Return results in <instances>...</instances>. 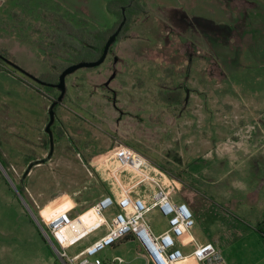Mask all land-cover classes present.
<instances>
[{
	"label": "rangeland",
	"instance_id": "obj_1",
	"mask_svg": "<svg viewBox=\"0 0 264 264\" xmlns=\"http://www.w3.org/2000/svg\"><path fill=\"white\" fill-rule=\"evenodd\" d=\"M109 1L0 0V52L30 76L55 85L60 71L73 63L65 64L72 51L64 48H58L53 58L48 56L53 20L62 16L73 26L110 33L117 19L107 10ZM142 2L145 18L131 17L127 27L133 40L115 42L100 66L66 76V91L51 126L52 155L24 178L30 163L49 154L45 127L59 91L0 65V264H62L16 194L18 184L24 189L22 198L41 220L66 209L75 216L73 204L82 212L108 194L109 180L103 175L107 166L100 162L122 144L169 173L180 171L182 177L192 161L211 153L201 176L207 178L213 169L214 181H203L200 194L219 199L220 191H231L232 215L245 213L237 210L235 198L245 196L249 186L263 187L264 193V180L257 184L259 174L252 165L256 159L264 173V158L242 157L244 151H264V0ZM127 45L135 54L125 60L118 57V49L127 53ZM91 59L78 56L74 62ZM122 69L126 72L120 76ZM163 89L180 90L186 98L183 108L159 103L155 96ZM169 191L176 194L173 188ZM43 210L48 214L42 215ZM116 211L115 207L104 211L108 223ZM147 218L157 231L163 228L154 216ZM209 219L202 215L197 229L203 233L207 227L212 239L216 232ZM98 220L101 224L99 215ZM74 225L72 221L57 233L63 245L80 238L79 228L71 232ZM85 242L67 253L76 254ZM194 248L182 238L183 254ZM243 252L223 255L222 264H264L261 242ZM97 257L148 264L130 237L109 245ZM157 264L166 263L160 259Z\"/></svg>",
	"mask_w": 264,
	"mask_h": 264
},
{
	"label": "built area",
	"instance_id": "obj_2",
	"mask_svg": "<svg viewBox=\"0 0 264 264\" xmlns=\"http://www.w3.org/2000/svg\"><path fill=\"white\" fill-rule=\"evenodd\" d=\"M111 161V179L120 188V195L115 198L111 195L103 196L91 207L95 213L102 217L99 226H106L104 235L74 255H69L67 250L77 241L63 245L57 233L69 226L76 217L68 210H62L51 216L48 221H43L47 236L52 242V248L62 264H124L121 257L112 260H102L97 257L98 253L109 245L130 237L136 242L140 253L145 254L148 264H157L155 258H160L166 264H179L188 257L197 263L222 264L223 259L212 243L194 244V250L185 255L177 246L178 239L190 231L195 224L194 216L185 203H174L170 197V191L158 179L157 175L162 170L153 162L141 155L128 145L122 144L113 149L105 157ZM122 172H129L135 181L131 185L121 186L118 176ZM150 184L156 189V194L150 202L133 196V189ZM115 207L117 211L108 223L104 211ZM158 212L167 221V229L159 234H154L146 220V216L152 210ZM41 225V224H40Z\"/></svg>",
	"mask_w": 264,
	"mask_h": 264
},
{
	"label": "crops",
	"instance_id": "obj_3",
	"mask_svg": "<svg viewBox=\"0 0 264 264\" xmlns=\"http://www.w3.org/2000/svg\"><path fill=\"white\" fill-rule=\"evenodd\" d=\"M139 18L144 19L145 16ZM133 39L134 38L132 37L131 34L128 35L127 39L123 41L127 42ZM126 48L128 49L127 53H125L123 48L118 49V53H119L118 57H122L125 60L132 56L134 57L135 53L133 48L130 45H127ZM125 72L126 71L122 69L118 73V75L121 76V74H125ZM133 149L136 150L135 148ZM225 152L227 153V155L229 154L228 157H231L233 159L236 158L232 152L229 151H225ZM207 156L197 157L195 161H192V163L188 165L187 168H185L183 177L180 171L175 172L174 170L173 173H169L163 167L154 163L157 167H159L162 170L161 174L157 175L159 181L164 186H167L169 190L173 188L176 192V194L170 192V197L172 201L174 203H185L193 213L195 224L190 231V235L186 234L183 237L189 240V242L192 245H194L195 243L196 244L212 243L218 250L219 254L222 256V259L224 258L223 255L244 254L245 252H243V249L248 245H250L251 243L259 244L261 242L262 245L264 246V237H262V234L259 232V230H262L264 232V193L262 194L263 187H259L258 189H252V187L249 186L250 191H248L245 194V196L238 199L235 198L237 210L239 209V211H243L245 213L243 215H238V216L232 215L229 212L231 209L230 202H232L230 198L231 191H225V190L220 191L218 195L221 198L219 199L206 197L200 194L199 188L203 187L204 184L203 181H206L208 179H211L210 182L214 181L212 179L213 176L210 174V173H214L213 169L208 172L209 174L205 175L207 178L201 176V174L206 172L204 170L207 169L206 166L208 165L207 159L211 157V153L210 155ZM255 156H257L259 159L264 158V151L260 149H254L251 151L249 150L244 151L242 154V157H246L249 159ZM100 163H103L105 166H107V169L105 170V172H103V175H105L106 179L109 180V192L108 194L101 195L99 199H101L103 196L106 195H111L114 196L115 198H118L120 195V189H119L120 187L116 185L111 179L112 170L110 168V165L107 164L106 160H103ZM262 163H264V160ZM259 164L260 162H257L256 159L252 162L253 169L256 170L259 174L257 184H259L260 179L264 180V173L261 172V167H259ZM177 173H179L180 178L175 176ZM118 180L122 187L131 185L135 181V179H133V176L129 172L120 173L118 176ZM209 184H213V183H209ZM132 194L135 197H140L142 199H145L146 202H150L153 196L156 194V189L152 185L146 184L133 189ZM200 198L201 200H198ZM63 199H67V197H63ZM216 201H218L219 204H217ZM85 204H86L85 202H80L79 206H85ZM93 204L83 209L82 212L74 207L75 204H73L72 207H70L71 205L70 203L66 204L67 208L70 207V210H73V213L75 214L74 217H76L78 214H81L73 220L75 225L72 227V231H71L77 233L78 228L81 230L80 232L81 238L79 239L78 242L81 244L84 240L86 242L84 245L81 246L80 250L91 244L93 241L104 235L106 232L105 229L104 231H101L102 234H100L101 232L99 234H94L97 232L96 230L102 228L103 226L102 227L99 226L100 221L98 220V215L91 208ZM66 207L61 209L57 208L54 210L59 211L62 209H66ZM44 214L47 215L48 212H46V210H43L42 215ZM149 215L154 216L157 221L159 220L164 224L163 228L160 231H157L150 225L149 218H147ZM202 215L204 217H209L210 219L211 218L215 219L213 221H210L209 219L211 228H213L216 232L215 236L212 239H208L209 237H211V234L209 233L207 227H205L206 232L203 233L197 229V222L200 221ZM146 220L148 222L151 231L154 234H159L163 232L165 229H167V221L163 216H161L158 210L154 209L150 213H148L146 216ZM182 238L178 239L177 241V246L180 250H181ZM78 242H76L77 244L75 243L70 248L78 245L79 244ZM190 253L191 252L186 253L185 255H189ZM187 259H192V258L188 257ZM192 260L195 262V264H201V263H197L194 259Z\"/></svg>",
	"mask_w": 264,
	"mask_h": 264
},
{
	"label": "trees",
	"instance_id": "obj_4",
	"mask_svg": "<svg viewBox=\"0 0 264 264\" xmlns=\"http://www.w3.org/2000/svg\"><path fill=\"white\" fill-rule=\"evenodd\" d=\"M107 10L117 19L116 26L110 33H108L109 31H101V30L89 31L83 27H76L71 25L70 22L67 19H65V17L57 16L56 20H53L54 29L49 34V36H51V38L54 39V41L49 42L50 52L48 51L49 53L48 56L53 58V54L57 52L58 48L59 50L60 48H64L66 50H69L70 52L72 51V56L67 58L65 64L68 63L69 65L72 63L75 64L76 62H74V60L77 59L78 56L79 57L82 56L83 58H85L86 56H92V59L88 62L96 61L101 56L105 42L116 31L117 27L119 26L123 18H125V23L122 26L119 34L117 35L115 42H118L121 39L128 37V34H126V32L129 29V24L133 22L131 20V17L132 19L139 18L147 14V9L144 3L142 2V0H110L107 4ZM111 52H112V46L109 48L107 56ZM0 53L4 56L6 55L4 52H0ZM65 68H63V70ZM38 79L46 83L45 88H47L50 91L53 90V87L51 86L53 85V83L45 82L42 80V78H38ZM155 99L159 103L165 104L167 106H174L175 109H177V107L183 108L186 98L185 96H183L180 90L163 89L158 92V94L155 96ZM56 109H58V104H56L53 107L54 113ZM1 164L4 168L7 167L5 163L4 164L1 163ZM175 176L180 178L179 173H177ZM16 187L18 193L21 196H24V189L22 185L18 184ZM36 217L39 223L41 224V226L46 230L43 221H41V219L38 216ZM259 232L262 234V237H264V232L262 230H259ZM149 264L152 263L149 262Z\"/></svg>",
	"mask_w": 264,
	"mask_h": 264
},
{
	"label": "water",
	"instance_id": "obj_5",
	"mask_svg": "<svg viewBox=\"0 0 264 264\" xmlns=\"http://www.w3.org/2000/svg\"><path fill=\"white\" fill-rule=\"evenodd\" d=\"M125 23V18L122 19L121 23L119 24V26L117 27L116 31L107 39V41L105 42V45L103 47L101 56L96 60V61H92V62H80V63H76L73 65H70L69 67L65 68L58 76V82L54 86L58 91H59V96L57 97V99H55V101H53L49 107V111H48V115H49V121L45 127V132L48 135L49 138V154L45 159H41L39 161L30 163L27 167V169L25 170L24 174H23V178L26 177L30 170L36 166V165H40L43 164L46 160H48L51 155H52V151H53V146H52V132H51V126L54 122V112H53V107L60 103V101L62 100L65 91H66V87H65V78L66 76L74 73L76 70L78 69H82V68H95L100 66L106 59L107 57V53L109 48L115 43L116 41V37L119 34L122 26ZM10 65H12L15 69H17L20 73L28 76L29 78H31L34 82H36L39 85H45L43 84L40 80H38L37 78L30 76L29 74H27L26 72H24L23 70H21L20 68H18L16 65H14L11 62H8ZM1 167V166H0ZM2 171L4 173V175L9 179V177L7 176L6 172L3 170ZM10 181V179H9ZM16 194L18 195V197L20 198V200L22 201V203L25 205V207L27 208V210L29 211L32 219L35 221V223L37 224L41 234L43 235L44 239L48 241V243L52 246V242L50 240V238L47 236V234L45 233V231L43 230L42 226L40 225L39 221L37 220L36 216L32 213L31 209L29 208V206L27 205V203L24 201V199L22 198V196L18 193V191L16 190Z\"/></svg>",
	"mask_w": 264,
	"mask_h": 264
},
{
	"label": "flooded vegetation",
	"instance_id": "obj_6",
	"mask_svg": "<svg viewBox=\"0 0 264 264\" xmlns=\"http://www.w3.org/2000/svg\"><path fill=\"white\" fill-rule=\"evenodd\" d=\"M0 62H1V64L2 65H7V66H9L11 69H13V70H15V71H18L17 69H15L12 65H10L8 62H10L9 60H7V57L6 56H4V55H2L1 53H0ZM12 63V62H11ZM0 64V65H1ZM19 72V71H18ZM38 79V78H37ZM39 80V79H38ZM42 82V81H41ZM44 83V82H43ZM52 86V85H51ZM53 88H54V86H52ZM56 89V88H55Z\"/></svg>",
	"mask_w": 264,
	"mask_h": 264
},
{
	"label": "bare ground",
	"instance_id": "obj_7",
	"mask_svg": "<svg viewBox=\"0 0 264 264\" xmlns=\"http://www.w3.org/2000/svg\"><path fill=\"white\" fill-rule=\"evenodd\" d=\"M49 219H50V217H49ZM49 219H48V220H49ZM48 220H47V221H48ZM158 260H160V258H155V261H156V262H157Z\"/></svg>",
	"mask_w": 264,
	"mask_h": 264
}]
</instances>
